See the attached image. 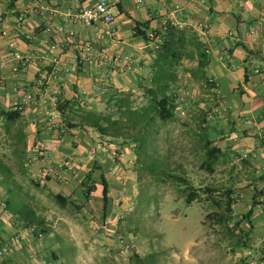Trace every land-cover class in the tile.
I'll use <instances>...</instances> for the list:
<instances>
[{
	"label": "crops",
	"instance_id": "obj_1",
	"mask_svg": "<svg viewBox=\"0 0 264 264\" xmlns=\"http://www.w3.org/2000/svg\"><path fill=\"white\" fill-rule=\"evenodd\" d=\"M106 1L114 15L108 26L77 16L98 0H0L1 103L30 90L38 96L46 88L57 92L61 110L53 120L58 127L48 121L50 105L38 99L14 119H6L1 110L11 154L26 171L36 156L48 160V169L60 168L62 157L75 146L86 148L92 134L103 136L83 122L82 114L108 104L113 108L120 98L132 109L140 108L147 104L145 92L159 85L175 98L177 77L183 75L185 87L198 86L200 105L214 115L194 117L195 131L208 134L220 150L217 165L226 176L224 185L236 195L234 214L246 213L255 193L260 202L253 209L248 240L253 249L247 253L256 250L257 262L264 264V0ZM59 42L65 46L55 63L49 47ZM86 43L92 46L91 63L78 60L79 47ZM21 57L29 59L28 65L13 72ZM1 163L0 184L21 195L13 168ZM6 195L0 188V200ZM41 215L51 230L36 239L19 226L18 213L0 208V248L5 240L10 246L0 264H64V246L72 252L71 262L80 264L74 244Z\"/></svg>",
	"mask_w": 264,
	"mask_h": 264
},
{
	"label": "rangeland",
	"instance_id": "obj_2",
	"mask_svg": "<svg viewBox=\"0 0 264 264\" xmlns=\"http://www.w3.org/2000/svg\"><path fill=\"white\" fill-rule=\"evenodd\" d=\"M177 78L178 88L173 91L177 105L175 120L157 121L153 139L145 144L139 134L138 142L92 134L85 142L86 148L75 146L62 157L60 162L64 164L60 168L50 170L48 160L36 156L29 166L32 170H23V162L11 154L12 147L0 123L1 165L6 162L13 168L16 181L21 184V196L45 215L53 228L60 230L62 239L74 244L78 263L261 264L257 262L260 255L256 250L247 253L248 248L253 249L250 241L246 247H236L239 231L230 233L224 223L215 221L213 214L225 208L226 176L217 163L212 169L205 165L202 133L195 131L198 124L193 119L214 115L200 105V88L195 84L186 88L185 77ZM143 97L148 103L149 96L145 93ZM124 132L135 133L133 129ZM117 148L124 152L123 158L118 159ZM114 163L119 167L118 176L110 174ZM90 171L95 181L104 173L110 182L111 205L106 217L102 215L101 185L97 184L88 200L82 193L80 182ZM121 178L125 184L120 182ZM0 186L7 190L3 184ZM188 186L196 191L190 203L185 200ZM207 187L214 191L207 192ZM57 192L72 196L83 207L79 211L60 208L52 197ZM238 219L234 214L228 226ZM240 227H246L245 222ZM20 234L27 238L22 228ZM18 238L22 240L21 236ZM71 253L70 248L63 247L64 264H73Z\"/></svg>",
	"mask_w": 264,
	"mask_h": 264
},
{
	"label": "trees",
	"instance_id": "obj_3",
	"mask_svg": "<svg viewBox=\"0 0 264 264\" xmlns=\"http://www.w3.org/2000/svg\"><path fill=\"white\" fill-rule=\"evenodd\" d=\"M163 76L164 74H160L158 79L160 77L162 78ZM167 91L168 90L165 85H159L156 89L147 90L145 93L149 96V102L137 109H132L127 104L126 100H122L120 98L114 104L115 108L113 107L116 111L115 115H113L111 112V109L113 108H107L109 107L108 100L105 101L106 99L104 98L105 103L108 104L106 105V110L104 109L97 112L90 110L86 111V113L82 114L83 122L88 123L89 126L93 127L103 136H110L114 138H130L133 142H138L139 138H142L146 144L147 140L153 139L152 135L156 131L155 123L157 121L167 122L175 120L177 105L174 101V95L169 94ZM57 109L61 112L60 105H58ZM20 113L21 112L19 111L4 110L1 112V114L5 116L6 119H14L18 117ZM68 127L72 128L74 125L68 124ZM124 129H133L135 133L128 134L124 132ZM138 134L140 135L139 138H137ZM200 137L206 156L204 163L209 169H212L219 159L220 150L218 147L213 145L214 140L210 139L208 134L201 135ZM97 168L101 169L102 166H97ZM91 173V171L88 172L85 176V179L80 182V185L82 186V193L85 197V200H88L92 191L96 190L97 184H100L102 187V215L103 217H106L109 213V208L111 205V198L109 196V183L104 173L100 174L98 181L92 179ZM48 179L49 177L46 175L45 180ZM185 190H189L185 200L187 203H190L196 197V191L194 188H192V186H188L185 188ZM206 191L212 192L214 189L207 187ZM6 192L7 195L5 196L4 200H0L4 202V207L0 206L2 211L12 210L18 213L20 216L19 220L21 222L19 226L28 230L36 239L46 237L50 232L51 227L47 225L45 217L38 213L30 202L20 198L21 195L19 193L14 192L12 189L9 191L6 190ZM224 194L225 208L223 212L213 214L215 216V221L218 223H224V227L230 233H234L236 230H238L239 236L235 241V246L246 247L248 245L249 232L252 228L253 209L256 205H259L260 202L256 200L255 193L248 211L238 216L239 219L231 226H228L230 220L233 219V204L237 199L233 195V190L230 188H227ZM52 197L54 202L62 209H75L79 211L83 207V204L77 203L75 199L72 198V196L65 195L61 192L53 194ZM214 202L216 201L214 200ZM242 222H245V230L240 227ZM54 258H56V255H54Z\"/></svg>",
	"mask_w": 264,
	"mask_h": 264
},
{
	"label": "built area",
	"instance_id": "obj_4",
	"mask_svg": "<svg viewBox=\"0 0 264 264\" xmlns=\"http://www.w3.org/2000/svg\"><path fill=\"white\" fill-rule=\"evenodd\" d=\"M77 16L86 23L104 24L106 26L111 24L114 20V15L111 12L110 5L106 0H98V2L93 7H90V8H87V7L81 8ZM19 20H23V16H20ZM105 33L107 35L112 34V32L109 29H107ZM64 46L65 44H63L62 42H59L56 44H52L49 47L50 59L52 62H55V63L57 62L58 53L63 51ZM92 59H93L92 46L88 43L82 44L79 47L78 60L83 63H91ZM28 63H29V59L23 58V57L18 58L17 64H15L12 67L13 72H17L20 68L28 65ZM1 81H2V77L0 73V83ZM37 99L42 104L48 103L50 105L52 110H51V113L49 114L48 121L51 123L52 126L58 127V124L54 122L53 120H55L56 118L60 116V112L57 109L58 105L60 104V100L58 99L56 91H49L46 88L39 90L38 96H36V94L32 90H30V91L24 92L21 97L15 98L8 103H4V102L1 103L0 101V111L4 110V111L23 112L26 107L36 102ZM60 131L64 132V129L62 128L60 129ZM34 147L37 150V152L40 151L37 144H35ZM117 149H118L117 150L118 159L119 157L123 158L124 152L120 150L119 148ZM33 159L35 160L36 157H34ZM114 161L115 160L113 158V162ZM44 170L45 169H43V171ZM119 172H120L119 167L116 165V163H114V166L110 170V174L114 176H118ZM122 179L123 178L120 179V182L122 184H125L124 180ZM234 196L236 197V195ZM0 206L4 207V202L0 201ZM9 247L10 246L7 242L4 243L0 248V255L2 256L8 255L10 252Z\"/></svg>",
	"mask_w": 264,
	"mask_h": 264
}]
</instances>
